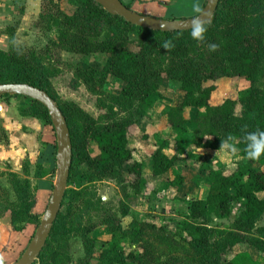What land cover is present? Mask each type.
Listing matches in <instances>:
<instances>
[{"label":"trees","instance_id":"1","mask_svg":"<svg viewBox=\"0 0 264 264\" xmlns=\"http://www.w3.org/2000/svg\"><path fill=\"white\" fill-rule=\"evenodd\" d=\"M75 1L72 12L55 10L49 14L47 25L55 30L56 42L62 49L103 54L100 67L92 64L77 72L79 81H82L80 78L84 82L103 81L110 75L123 80L120 92L111 94L110 103L99 102L105 108V115L94 117L76 102L62 100L51 82L54 74L49 71L50 67L34 52L27 54L20 47L0 48V83L26 82L38 86L60 107L72 143L68 181L81 172L89 180L115 179L125 188L126 171L133 176L130 186L138 193L148 183L142 173L143 162L135 159L129 146L130 127L153 105L162 83V69L169 78L179 80L166 113L169 135L158 138L149 152L152 174L161 176L173 172L179 161L185 164L196 161L197 149H219L221 140L229 134L245 161H236L232 170L221 164L204 169L197 165V172L209 183V190L205 197L187 200V213L174 225V232L192 250L195 264H257L248 249L236 250L229 257L227 253L239 243H246L257 253L264 250V222L257 224L264 215V195L260 194L264 192V155L256 161L246 158L241 131L264 130V7L261 6L264 0H219L203 42L193 40L189 30L160 31L137 26L110 14L95 0ZM131 34L137 37L132 38ZM165 40L173 42L171 50L161 47ZM209 44L219 47L209 51ZM202 46H205L204 51ZM166 59H170L169 64L163 67ZM233 76H241L249 82L246 93L212 101L217 89L216 78L226 82ZM12 96L26 100L25 105L20 106V113L52 124L47 109L37 100L11 94L0 95V98L8 100ZM117 105L128 111L127 115L107 119V112L115 114L113 110ZM191 108L195 109V114L187 116L185 112ZM89 139L94 140L99 149L95 155L88 151ZM7 176L16 195V201L4 207V211H10L12 227L21 229L26 220L38 224L39 215L32 211L35 195L28 179H20L12 171H8ZM183 181V174L176 173L167 180V185L179 189ZM80 194V189L66 188L49 237L38 262L33 264H62L61 249L57 244L52 245V239L62 234L65 227L62 206L67 204L68 207ZM233 202L239 204V211L231 227L213 226L214 218L230 215ZM126 213L127 209L121 215ZM104 221L111 237L103 242L102 248L87 235L90 226L72 224L68 227L81 234L86 257L100 251L97 264H184L175 256L170 262L156 260L154 245L148 239L158 235L161 242L166 240L167 223L157 225L155 221L133 217L128 228H123L117 216L108 215ZM124 238L140 249L126 252Z\"/></svg>","mask_w":264,"mask_h":264},{"label":"rangeland","instance_id":"2","mask_svg":"<svg viewBox=\"0 0 264 264\" xmlns=\"http://www.w3.org/2000/svg\"><path fill=\"white\" fill-rule=\"evenodd\" d=\"M75 0H0V48L8 50L20 47L27 54L34 52L44 64L50 67L52 72V82L62 100H72L82 107L87 113L94 117L105 115V108L99 102L110 103L111 94L120 92L124 82L122 79L107 76L103 81H86L80 78L77 72L91 66H101L103 62L102 53H75L62 49L56 42V32L48 27L50 22L48 15L60 10L71 12ZM264 7V3L261 4ZM42 12V16H40ZM132 38L137 36L130 35ZM205 50V46H202ZM170 60V59H169ZM169 60L163 62V67L168 66ZM162 83L158 88L159 94L156 96L153 105L147 109L144 115L130 127L129 140L133 148V155L136 160H146L149 152L155 147V141L169 135L166 113L168 107L173 102L175 92L180 84L177 79L169 78L166 72L161 71ZM217 89L212 95V101H220L226 96L237 97L246 93L249 82L241 76H233L230 79L216 78ZM116 109V110H115ZM113 112H107V119L125 116L128 111L123 107L116 106ZM238 110V109H237ZM185 114L191 116L195 114V109L186 110ZM110 120V119H109ZM202 150V151H201ZM200 148L197 149L196 161L185 164L179 161L173 172H167L162 177H152L150 171L145 170L147 186L138 193L130 186L133 176L124 171L125 188L112 178H101L89 180L84 173L75 174L67 183V187L80 189L79 198L71 204H64L61 208L66 215L65 227L62 234L52 239V245L57 244L61 249L60 262L62 264H97V257L100 251H95L93 256L86 257L82 236L74 229H68L72 224L90 226L87 235L94 238L96 246L103 247V242L111 237V232L104 219L108 215L120 218L123 228H128L133 217L139 220L155 221L157 225L168 224L167 231L163 232L168 238L161 242L160 236H150L148 240L154 245L156 260L171 261V257H178L184 264H195L192 250L174 232V225L184 218L187 213V200L191 197H205L209 190V183L202 180V175L197 172V165L203 169L213 165L221 164L227 170L235 167L236 161H245L240 154H232L227 150ZM88 151L91 155L98 152L94 140H88ZM143 161V160H142ZM213 161V162H212ZM84 167V166H83ZM56 164L51 171V190L55 181ZM176 173H182L184 181L181 187L167 185V180L173 178ZM3 175V174H1ZM86 187V189H84ZM51 193V192H50ZM264 195V192L260 193ZM50 196V195H49ZM49 198V197H48ZM67 200V199H66ZM16 195L13 191L9 177H0V223L4 226L7 218L4 207L15 202ZM46 206V205H45ZM45 208V207H44ZM40 210L39 219L44 211ZM127 209L126 215H121ZM239 204H231V213L228 217L214 218L211 224L217 228L228 229L237 216ZM11 221V216H10ZM264 215L257 222L262 224ZM21 229H14L11 222L12 231H23L20 234L2 231L0 238L7 242L2 253L5 257V264H11L17 260L29 242L37 226L35 221L22 222ZM71 228V227H70ZM152 230H149L151 232ZM126 241L125 250H139V246ZM248 249L257 264H264V250L260 253L254 252L246 243H239L234 246L227 256H232L236 250ZM47 264H51L48 262Z\"/></svg>","mask_w":264,"mask_h":264},{"label":"crops","instance_id":"3","mask_svg":"<svg viewBox=\"0 0 264 264\" xmlns=\"http://www.w3.org/2000/svg\"><path fill=\"white\" fill-rule=\"evenodd\" d=\"M121 1L130 4V8L136 12L162 18L190 17L193 2V0ZM199 3L203 7L205 0H199ZM25 103L26 100L21 96H12L8 100L0 98V177L12 171L20 179H28L30 189L35 195L32 211L39 213L46 207L51 192V171L56 164V134L52 124L43 122L39 117L20 113V106ZM129 146L136 145L132 146L129 140ZM142 160L143 177L146 176L147 169L152 177H160L152 174L148 158ZM5 215H7L5 225L0 223V235L5 230L12 232L14 237H16L15 233L23 232L14 230V233L11 227L10 211H7ZM1 238L0 250L4 253L3 248L7 242H3Z\"/></svg>","mask_w":264,"mask_h":264},{"label":"water","instance_id":"4","mask_svg":"<svg viewBox=\"0 0 264 264\" xmlns=\"http://www.w3.org/2000/svg\"><path fill=\"white\" fill-rule=\"evenodd\" d=\"M110 14L118 15L125 21L153 30L184 31L189 30L190 17L162 18L136 12L121 0H95ZM219 0H205L202 8L210 12V20L217 9ZM22 95L40 102L48 111L56 134V171L55 181L47 205L40 217L32 237L20 257L11 264H33L39 260V254L51 232L60 210L67 188L72 162V143L67 120L60 107L46 90L26 82L0 83V95Z\"/></svg>","mask_w":264,"mask_h":264},{"label":"clouds","instance_id":"5","mask_svg":"<svg viewBox=\"0 0 264 264\" xmlns=\"http://www.w3.org/2000/svg\"><path fill=\"white\" fill-rule=\"evenodd\" d=\"M210 17L211 13L205 12L199 0H193L191 3L190 23L188 24L190 36L193 40L197 42H203L205 40L208 26L211 23ZM161 47L165 50H171L174 44L171 40H165L161 44ZM218 47L216 44L208 45L209 51H216ZM241 131L244 133L242 140L244 143L243 152L246 158L252 161L259 160L264 155V130L257 129L256 131L249 132L246 129H241ZM222 150H227L234 155L241 152V149L236 145L231 134L221 140L220 148L216 152L215 157ZM0 264H5V257L2 254H0Z\"/></svg>","mask_w":264,"mask_h":264}]
</instances>
